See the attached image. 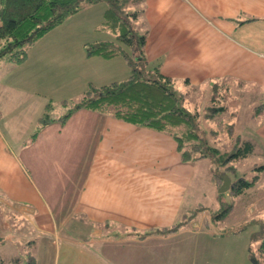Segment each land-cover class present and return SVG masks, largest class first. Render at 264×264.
<instances>
[{
    "label": "crops",
    "instance_id": "0c3cea01",
    "mask_svg": "<svg viewBox=\"0 0 264 264\" xmlns=\"http://www.w3.org/2000/svg\"><path fill=\"white\" fill-rule=\"evenodd\" d=\"M143 5L146 55L160 61L163 74L188 96L199 97L195 110L203 91L210 102L220 85L233 97V90L241 95L248 89L251 101L264 107V0H146ZM37 126L36 137L16 147L0 135V184L7 190V200L0 197V203H6V213L29 214L34 237L36 231L56 237L50 264H194L184 248L162 256L144 248L149 237L163 240L179 233L154 236L148 229L149 152L168 161L166 172L191 173L184 170L186 163L169 166L181 159L172 134L88 108L75 111L64 124ZM258 131L264 134V124ZM15 183L28 196L22 203L11 198H16ZM221 183L217 179V186ZM139 207L147 227L142 232L137 221L127 219ZM77 214L89 227L81 241L72 231L62 233ZM177 243L183 246L184 240Z\"/></svg>",
    "mask_w": 264,
    "mask_h": 264
},
{
    "label": "rangeland",
    "instance_id": "374dc122",
    "mask_svg": "<svg viewBox=\"0 0 264 264\" xmlns=\"http://www.w3.org/2000/svg\"><path fill=\"white\" fill-rule=\"evenodd\" d=\"M137 1L135 5L144 8L146 0ZM107 6V1L100 0L69 15L33 43L27 58L21 62L6 57L0 59V135L15 147L38 132V118L46 105L51 106L50 115L58 118L72 109L92 86L125 79V63L130 69L131 66L123 55L108 59L87 53V46L92 43L118 39L113 31L101 26ZM176 85L179 87L178 82ZM245 91L238 95L239 91L233 90L237 99L220 85L213 91V104L212 96L208 102V91H203L199 108L201 123L204 129L211 131L209 139L217 147L231 148L238 135L243 140H251L253 152L233 161L237 168L231 173L233 178L244 173L248 180L255 176L260 180L237 195L230 189L220 192L221 185L217 186L215 174L219 176L226 170L219 159L207 156L187 160L179 151L181 159L171 160L169 163L174 165H168L182 168L178 165L186 163L183 169L191 173L185 172L183 176L180 170L166 172L168 161L160 159L159 155L156 160L150 151L149 234H162L160 228L175 224L179 226L175 230L179 233L174 235L175 238L163 240L149 237L148 247H144L149 254L162 256L160 253L183 252L184 248V252L194 259V264H254L255 256L264 264L261 249L264 242V168L260 166L264 164V134L258 131L264 124V107L251 101L250 91ZM194 94L189 93L187 99L193 111L199 98ZM207 105L211 108H205ZM221 105L226 108L211 118L207 116L214 112L213 106ZM176 174L179 183L174 179ZM16 185V198H11L13 202L22 203L28 196L20 193ZM6 191L0 184V197L5 200ZM5 207L6 203H0V264H18L16 258L24 264H32L29 260L35 264H50L56 237L38 231L34 237L30 215L12 210L6 213ZM140 210L141 207L127 218L138 222V232H142L146 221ZM80 216L71 218L62 230L63 234L72 231L73 239L77 241H81L89 229ZM8 221L12 227H6ZM177 239L184 240L183 246L178 245ZM77 247L81 249L80 245Z\"/></svg>",
    "mask_w": 264,
    "mask_h": 264
},
{
    "label": "trees",
    "instance_id": "16d2710c",
    "mask_svg": "<svg viewBox=\"0 0 264 264\" xmlns=\"http://www.w3.org/2000/svg\"><path fill=\"white\" fill-rule=\"evenodd\" d=\"M98 1L100 0H0V59L6 57L15 62L23 61L27 58L29 47L41 36L69 15ZM105 1L108 6L101 26L113 31L118 39L92 43L87 47V53L105 58L123 55L131 66V73L125 79L92 86L72 109L58 118L50 115L51 106L48 104L45 113L38 119L39 124L47 125L53 121L64 124L81 108L113 114L128 122L172 134L184 159L194 161L207 156L219 159L232 177L229 189L233 194H240L255 185L259 176L248 180L244 173L236 178L231 173L237 168L233 161L252 153L254 143L243 140L240 135L234 138L231 148H220L211 143V131L203 128L200 111H193L187 106L188 93L177 87L174 78L163 74L160 61L149 60L147 57L145 46L149 29L143 17V8L135 5L138 1ZM214 101L215 98L213 103ZM212 108L214 112L207 115L210 118L225 106ZM36 134L33 136L36 137ZM260 166L264 168V164ZM215 175L220 184L222 177L217 173ZM178 227L175 224L159 230L170 233ZM261 249L264 251V242ZM15 260L18 264L21 263L20 259ZM255 261L261 264L256 256ZM34 262L29 260L28 263L35 264Z\"/></svg>",
    "mask_w": 264,
    "mask_h": 264
},
{
    "label": "water",
    "instance_id": "95a60500",
    "mask_svg": "<svg viewBox=\"0 0 264 264\" xmlns=\"http://www.w3.org/2000/svg\"><path fill=\"white\" fill-rule=\"evenodd\" d=\"M219 176L222 177V183L219 188V191L222 192L228 190L231 187L233 181L231 175L225 171V172H221ZM254 264H258V262L254 261Z\"/></svg>",
    "mask_w": 264,
    "mask_h": 264
}]
</instances>
